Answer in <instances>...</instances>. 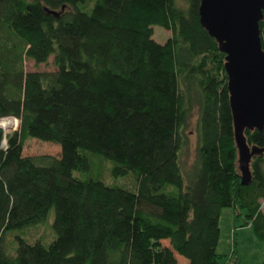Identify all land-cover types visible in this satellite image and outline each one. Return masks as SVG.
<instances>
[{
	"label": "trees",
	"instance_id": "1",
	"mask_svg": "<svg viewBox=\"0 0 264 264\" xmlns=\"http://www.w3.org/2000/svg\"><path fill=\"white\" fill-rule=\"evenodd\" d=\"M202 0H0V264H239L218 253L223 210L264 240V129L240 171L228 55L201 22ZM172 32L166 44L155 27ZM264 48V19L260 23ZM55 57L57 72H27ZM197 118L198 150L186 170ZM29 138L61 157H25ZM7 145L4 146V141ZM87 153L133 173L137 189L82 180ZM56 240L9 234L46 221ZM245 217V221L243 218ZM168 241L169 245H164Z\"/></svg>",
	"mask_w": 264,
	"mask_h": 264
},
{
	"label": "water",
	"instance_id": "2",
	"mask_svg": "<svg viewBox=\"0 0 264 264\" xmlns=\"http://www.w3.org/2000/svg\"><path fill=\"white\" fill-rule=\"evenodd\" d=\"M264 0H202L201 22L228 55L229 89L235 114L244 182L258 150L248 147L246 129H264V48L260 23Z\"/></svg>",
	"mask_w": 264,
	"mask_h": 264
},
{
	"label": "rangeland",
	"instance_id": "3",
	"mask_svg": "<svg viewBox=\"0 0 264 264\" xmlns=\"http://www.w3.org/2000/svg\"><path fill=\"white\" fill-rule=\"evenodd\" d=\"M97 0H89L91 8L96 4ZM172 37V32L167 29L156 26L154 39L159 44H166ZM25 70L27 72H50L58 71L55 65V57H51L49 63L37 65L32 59L26 58ZM7 120V119H4ZM19 121V120H18ZM5 133L12 135L20 129V121L16 128L3 129ZM190 146L182 156L183 165L186 170L190 169L197 159L198 150V134H197V118H195L190 127ZM62 148L60 145L50 142H44L39 139L29 138L25 142L24 156L38 157V156H52L61 157ZM91 162V169L87 172L76 171L74 176L82 180H99L109 186L125 188L131 191L137 189V179L133 173L127 177L115 178L112 176L111 169L114 164L112 161L87 153ZM242 174L245 172L240 168ZM262 210L264 211V201H262ZM56 219V211L53 209L50 212L48 219L42 223L33 225L23 230H17L9 234V240L15 241L16 244H11V248L18 245L17 237L23 238L29 244H36L41 242L44 246L49 247L57 238L54 229ZM246 219L243 218L244 222ZM235 232V210L225 209L221 218V238L218 247V253L222 256L223 262H228L230 257L236 250L235 257L239 264H264V240H260L256 234L255 228L250 225L246 227L237 228ZM168 246L169 242H164ZM181 264H188L184 257L179 256Z\"/></svg>",
	"mask_w": 264,
	"mask_h": 264
},
{
	"label": "bare ground",
	"instance_id": "4",
	"mask_svg": "<svg viewBox=\"0 0 264 264\" xmlns=\"http://www.w3.org/2000/svg\"><path fill=\"white\" fill-rule=\"evenodd\" d=\"M0 128H14V122L12 120H0Z\"/></svg>",
	"mask_w": 264,
	"mask_h": 264
},
{
	"label": "built area",
	"instance_id": "5",
	"mask_svg": "<svg viewBox=\"0 0 264 264\" xmlns=\"http://www.w3.org/2000/svg\"><path fill=\"white\" fill-rule=\"evenodd\" d=\"M7 120H12L14 122V128H16L19 124V119L15 118V117H9V118H6ZM4 120V119H2ZM7 134V133H6ZM7 145V140L4 141V146Z\"/></svg>",
	"mask_w": 264,
	"mask_h": 264
}]
</instances>
